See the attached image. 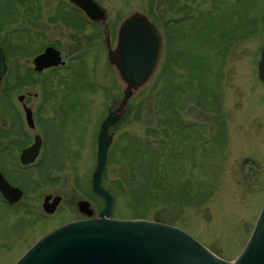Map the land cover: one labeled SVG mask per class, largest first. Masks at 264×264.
<instances>
[{
  "label": "rangeland",
  "instance_id": "1",
  "mask_svg": "<svg viewBox=\"0 0 264 264\" xmlns=\"http://www.w3.org/2000/svg\"><path fill=\"white\" fill-rule=\"evenodd\" d=\"M102 1L111 17L112 48L118 26L127 17L139 12L151 18L153 13L159 16L153 20L161 31L169 20L174 39L175 29L188 30L190 50L199 47L204 56V61H195L200 70H194L187 60V67L182 62L175 73L177 101L179 109L184 107L189 130L184 134L176 130L178 133L173 135L169 131L172 139L168 142L180 157L171 161L168 171L160 169L158 176H149L148 166L143 172V162L138 160L139 164L133 165L135 181L129 186L126 172L132 160L121 142L122 136L130 132L146 139L147 121L133 123L132 114L124 122L122 118L120 125L110 127L114 137L103 185L115 198L113 217L169 224L196 238L224 261H234L264 204V84L258 75L264 47V0H169L170 5L167 0ZM2 2L0 8L5 9L0 12V20L6 18L8 23L1 24L0 45L15 43L11 61L19 80L27 76L26 61L32 52L45 44L59 43L67 58L75 59L72 69H63L59 80L47 82V99L35 117L41 120H35L39 132L48 131L47 143L42 156L27 169L19 170L15 163L24 138L10 140L5 132L18 112L24 113L18 96L33 89L17 84V113L10 110L8 98L0 104V114L6 112L4 124H8L0 125V170L25 194L17 205L8 206L0 199V264H14L46 233L87 217L79 211L80 201L89 203L92 217L103 207V200L92 193L90 180L96 166V136L108 107L123 98L126 86L117 66L109 63L103 30L90 29L81 36V30L61 21L58 14L66 11L67 0ZM180 2L186 6L182 12ZM173 17L178 21L174 22ZM211 19L213 27L206 30ZM203 25L204 33L210 36L207 40L203 32L196 33ZM199 75H203V82ZM153 85L151 81L135 92L129 106L147 100ZM163 85L164 80L159 88ZM35 99L28 96L25 106L29 108ZM37 104L41 105V100ZM201 135L208 139L207 144H201ZM9 141L15 153L6 156ZM186 183H190L193 199L184 205L181 198H174L181 197ZM132 190H139V194L136 196ZM48 195L52 196L49 202L61 197L52 214L43 208Z\"/></svg>",
  "mask_w": 264,
  "mask_h": 264
},
{
  "label": "water",
  "instance_id": "2",
  "mask_svg": "<svg viewBox=\"0 0 264 264\" xmlns=\"http://www.w3.org/2000/svg\"><path fill=\"white\" fill-rule=\"evenodd\" d=\"M70 1L80 7L91 21L107 24V11L96 0ZM106 41L109 61L117 66L126 87L123 98L109 109L98 134L97 165L91 179V190L104 200V207L92 217L94 211L89 210V203L80 201L79 211L87 219L70 222L48 232L15 264H264V205L247 244L234 261H224L196 238L169 224L113 217L115 198L102 184L114 137L110 127L116 126L124 117L135 92L147 84L159 69L164 39L147 15L136 12L121 24L114 50L109 32ZM34 60L36 69L42 70L59 64L61 54L48 48ZM7 70L5 52L0 48V96ZM258 72L259 79L264 83V47ZM24 108L27 121L33 128L32 111ZM40 149L41 139L37 138L30 148L22 151L20 163H34ZM9 183L0 171V193L9 204H18L24 192ZM51 199V195L44 199L43 208L48 214L54 213L61 201V197L49 202Z\"/></svg>",
  "mask_w": 264,
  "mask_h": 264
},
{
  "label": "trees",
  "instance_id": "3",
  "mask_svg": "<svg viewBox=\"0 0 264 264\" xmlns=\"http://www.w3.org/2000/svg\"><path fill=\"white\" fill-rule=\"evenodd\" d=\"M167 1H168V4L170 5L169 0ZM191 1H193L194 3L196 0H191ZM4 9H5V6L4 8H0V12H3ZM186 9L189 10L190 8H186ZM7 13H9L8 10H7ZM206 15L210 17L211 14H206ZM150 16L155 21L159 18L158 15L156 14L154 15L153 13H151ZM61 21H63V23L66 24L67 26H73L65 18L62 19ZM4 23H8L6 21V18L0 20V25ZM165 23L163 24L162 27H163L166 40H167V50H166L164 62L158 73L159 76L157 77V79L154 78L155 80L154 79L152 80V82L154 83L153 87L151 88L152 95H150V97L147 100L142 99L136 105H130L127 110L126 115L124 116L122 120V122L128 120L130 118V115L132 116L133 114V117L131 119L133 123L142 122L144 120L147 121L146 123L147 124L146 125L147 126V130H146L147 138L146 139L143 137H140L139 135L131 134L130 132H127L122 136L121 142H124L123 146L125 147L126 151H129L131 155L130 159L133 161L132 163V161L129 160L131 167L127 166L128 173L126 172V178L128 179L127 184L129 186L130 185L132 186L135 181V170L133 168V165L139 164L138 160L143 162V166H142L143 172L146 171L145 167L148 166L147 174L149 176H154L156 174L158 176L159 174L158 171H160V169H163V170L165 169L168 171V166L170 165L171 161L180 157L179 155L180 153L177 154L175 151H173L174 145L168 142V139H172V137L169 135V131L170 130L173 131L174 132L172 133L173 135V134L178 133L176 130H178L179 133H183V134L186 132V130H189L188 124L185 123L186 120L184 118V114L182 111L184 107L179 109L180 108L178 104L179 101H177V99L179 98L177 94L178 89H179L178 87L179 84H175L178 82L177 81L178 78L176 77L175 73L178 70V68L180 69V64L182 62L185 63L186 64L185 66L187 67V63H188L187 60L191 61V63L189 64L191 67L194 68V70L195 69L200 70L201 68L200 65L196 66L195 61H197L198 63H200V61H204V56H203V52L201 51L199 47H196L190 50L189 43L191 42V39H187L188 30L184 31L183 28H181V31H179L175 29V32H174L175 39H174L171 35V29L169 28L170 22L167 21ZM206 25H203V27L199 31L197 30L196 33L197 34L201 32L204 33V27ZM214 25H217V24H214ZM212 27L213 26H212V19H211L210 21H208V26L206 30L211 29ZM248 34L249 32L246 35ZM204 35L206 37L205 40H207L210 37L207 33H204ZM173 42L176 43V48L174 47ZM200 76L201 75H199V79H201L203 82V79H204L203 75L201 77ZM162 80H164V85L162 88H159ZM180 86L183 87L182 84H180ZM200 87H202L201 84H200ZM159 89H162L161 94L159 92ZM218 89L220 91V84H219ZM216 105H217L218 110L220 111L219 107L221 108V105H220L218 96H217ZM161 112L163 113V117L160 116L161 118H159V114H161ZM5 113L6 112H4V114H0L1 127L5 122H7ZM17 118L15 121H13L14 122L13 124L15 125V128H14L15 130H13L12 127L10 128L8 124H4V126L7 127L8 125L9 127L8 130L6 129L7 132H5L7 138L8 136L10 138L12 134H14V136L19 138L21 134V131H20L21 129L18 127L19 124L17 122ZM159 127H164V129L160 130ZM173 137L175 138V136ZM216 139L214 141H216ZM200 140H202V136L200 137ZM13 150L14 149H12L11 151ZM10 152L9 150H8V153L5 152L6 156H9L11 154ZM186 153L187 151H185L181 155H184ZM129 179H130V182H129ZM189 186H190V183H186L185 188H184V193L180 195L181 197H175L174 199L179 201L181 198L184 205H187V203L190 204L193 198L190 195V191L188 189ZM138 191L139 190H132V192L135 193L136 196L139 194ZM154 197L157 198V191ZM157 219L161 220L159 218Z\"/></svg>",
  "mask_w": 264,
  "mask_h": 264
},
{
  "label": "flooded vegetation",
  "instance_id": "4",
  "mask_svg": "<svg viewBox=\"0 0 264 264\" xmlns=\"http://www.w3.org/2000/svg\"><path fill=\"white\" fill-rule=\"evenodd\" d=\"M67 1H68V3H67L68 8L67 7H66V9L64 8V10H66V11L64 13H62L61 15L58 14V16L59 17L62 16L61 17L62 19L65 18L68 22H70L73 25V26H68V27H71L73 29L77 28L78 31L81 30V33H80L81 36H83L90 29L93 31H95L96 29H98V30L102 29L103 30L102 36L105 35L106 28L104 25H102V24L100 25V24H96L94 22H91L87 17H85L86 15L80 10V8L78 9L77 7L73 6L69 2V0H67ZM180 1H182V0H180ZM98 2H99V4H101V6H103L107 9L105 3H103L102 0H98ZM181 3L182 2H180L179 8L181 9V12H182V9H184L186 6H184L185 4L182 5ZM60 10H62V9H60ZM107 12H108V25L107 26H109V29L111 30V17L109 15L108 9H107ZM59 17H56V19L60 20ZM172 20L174 22L178 21V19L175 17H173ZM1 26L3 27L4 25H0V29L2 28ZM171 27H172V24H169V28L172 30ZM118 28H119V26H118ZM94 36L95 35L91 36L92 39L94 38ZM14 44L12 42V45L9 44V46L0 45V48H2L5 51L6 59H7V65H8L7 81H5L6 85H5L4 90L2 91L0 103L2 101H4L5 98H8L10 110L12 112H16V104L14 102V99H15V96L19 93L17 84L24 86L26 89H33L34 92L33 91H32V93L27 92L26 94H23L22 96L19 95L17 98V100L20 101L19 103L20 104L22 103L21 107L24 111V113L18 112V116H17L19 118L17 121L19 124L18 127L21 129L20 130L21 134H20L19 138H21V139L24 138V140H25L24 144L20 145V149L17 153H18V157H19V154L21 153V151L30 147L36 141L37 138H40L41 139V150L39 151L40 152L39 157H40V156H42V154L44 152V148H45L46 143H47V141H45V140H47L46 134L48 133V131H45L46 130L45 129L44 130L45 134L44 133L42 134L41 132H39V130H38L39 124H36V121L38 120L40 122L41 120L40 119L36 120L35 117L40 112V110H42V106L47 99V93L48 92L45 90L47 87L46 86L47 82H49V80H51V81L59 80L61 77L60 73H62L63 69H67V70L72 69V65H73L72 63L74 62L75 59L67 58L68 55L64 54V52L62 51L61 45H59V43L45 44L40 50L33 51L32 55L30 56L31 59H28L26 61V63H27L26 69L28 72H27V76L22 79V81H23L22 82L21 80H19V77H16V75L14 74L15 71H13L14 70V66H13L14 63H13V61H11V60H13L11 55H12V52H15L14 51L15 50ZM104 45L108 51V48H107V45L105 42V36H104ZM48 48H50V49L53 48V49L59 51L61 54V57H62L61 61L59 62V64L53 65L52 67L44 68L42 70H37L36 66L34 65V59L37 58L38 56L44 54V52ZM79 51H77V52H79ZM73 52H74V50H73ZM31 95H33L36 98L34 100L35 103H33L32 105L29 106V109L32 111V114H33V123H34L33 128L30 127L28 121L26 120V113H25V108H24V107H26L24 104V101H26V98L28 96H31ZM40 100H41V105L37 104L38 105L37 106L36 103H37V101L40 102ZM9 127L10 128L12 127V129L15 130L14 124H10ZM201 136H202L201 144L208 143V140H206V138H204L203 135H201ZM15 137L16 136H14V134H12L10 140L14 139ZM8 143L10 144L9 145L10 146L9 152H10L13 149V142L9 141ZM10 153L14 154L15 151L13 150ZM19 162H20V160H17L15 158V163H16V166L19 170L27 169V168L32 166V165L23 166ZM4 175H5V173H4Z\"/></svg>",
  "mask_w": 264,
  "mask_h": 264
}]
</instances>
